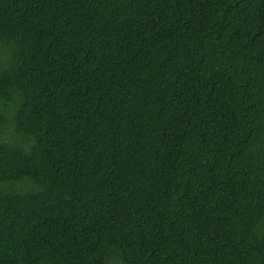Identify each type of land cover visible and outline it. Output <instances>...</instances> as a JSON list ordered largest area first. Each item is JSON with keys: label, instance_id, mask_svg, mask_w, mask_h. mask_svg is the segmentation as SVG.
Returning a JSON list of instances; mask_svg holds the SVG:
<instances>
[{"label": "trees", "instance_id": "trees-1", "mask_svg": "<svg viewBox=\"0 0 264 264\" xmlns=\"http://www.w3.org/2000/svg\"><path fill=\"white\" fill-rule=\"evenodd\" d=\"M0 264H264V0H0Z\"/></svg>", "mask_w": 264, "mask_h": 264}]
</instances>
